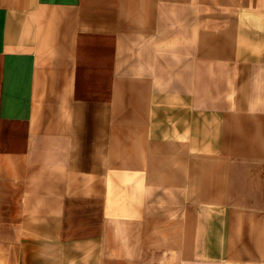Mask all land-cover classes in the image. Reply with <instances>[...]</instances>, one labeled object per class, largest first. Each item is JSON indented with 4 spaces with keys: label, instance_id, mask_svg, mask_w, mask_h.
<instances>
[{
    "label": "crops",
    "instance_id": "crops-1",
    "mask_svg": "<svg viewBox=\"0 0 264 264\" xmlns=\"http://www.w3.org/2000/svg\"><path fill=\"white\" fill-rule=\"evenodd\" d=\"M0 264H264V0H0Z\"/></svg>",
    "mask_w": 264,
    "mask_h": 264
}]
</instances>
